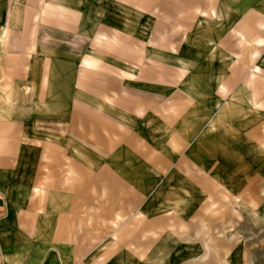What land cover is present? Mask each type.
<instances>
[{"label": "rangeland", "instance_id": "374dc122", "mask_svg": "<svg viewBox=\"0 0 264 264\" xmlns=\"http://www.w3.org/2000/svg\"><path fill=\"white\" fill-rule=\"evenodd\" d=\"M43 9L37 55L54 65L55 91L17 106L30 103L32 125H46L52 157L61 141L96 176L106 163L143 194L128 243L96 264H264V108L256 99L251 108L241 82L253 76L264 96V0H47ZM232 69L238 98L217 99L214 81ZM205 175L206 188L194 178Z\"/></svg>", "mask_w": 264, "mask_h": 264}, {"label": "crops", "instance_id": "0c3cea01", "mask_svg": "<svg viewBox=\"0 0 264 264\" xmlns=\"http://www.w3.org/2000/svg\"><path fill=\"white\" fill-rule=\"evenodd\" d=\"M46 1L0 0V264L106 262L128 243L127 227L133 226L129 219L143 216L142 192L106 163L96 176L89 159L80 162L77 155H66L61 141H55L52 157L47 151L46 125H32L30 103L20 107L15 102L46 100L48 92L55 91L54 65L37 55V36L47 14L40 9ZM233 69L223 82L215 79L217 99L238 96L240 78ZM254 80L247 76L241 82L251 85L246 86L251 108L255 99L264 108V96L255 91ZM70 117L74 133L79 129L78 109L71 108ZM31 131L40 132L38 138ZM96 178L101 181L98 196ZM194 178L207 187L206 175Z\"/></svg>", "mask_w": 264, "mask_h": 264}]
</instances>
